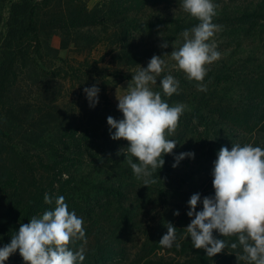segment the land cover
<instances>
[{
    "label": "trees",
    "instance_id": "trees-1",
    "mask_svg": "<svg viewBox=\"0 0 264 264\" xmlns=\"http://www.w3.org/2000/svg\"><path fill=\"white\" fill-rule=\"evenodd\" d=\"M177 1L181 3L180 0H132L131 3L140 10L148 5L156 7ZM213 3L217 7L212 22L220 26V30L214 34L209 43L216 44L220 58L217 60L218 65L212 69L214 83L206 86L207 91L201 96L202 104L197 107L199 112L202 111L195 117L199 124L192 126L193 131H198L200 128L202 130L200 134L207 143L209 166L212 161L211 155L218 154L221 147L231 150L232 145L243 146L251 143L264 149V31H262L264 29H258L264 27V0H213ZM92 13L95 14L96 11L87 10L81 0H0V26L4 27V33H0V116L2 111H6L8 100L19 86V68L25 66L32 56L41 60L42 32L87 29V26L92 24L89 21L95 20L93 19L95 15ZM185 14H180L175 21L169 22L168 34L165 35L167 43L172 39L173 45L177 48L184 42L181 33L186 29L191 30L200 23L190 14ZM232 48L241 51L242 54H237L233 58L235 51H232ZM57 59L61 60L60 57ZM185 86L179 83L178 93L168 96L169 101L181 103ZM187 88L191 86L187 85ZM2 125L0 122V157L11 155L13 160L8 177L0 178V202L5 198L9 206H13L7 214L12 218L11 227L14 230L12 236L18 232L22 223L27 224L32 217H41L45 211L54 210L55 198L59 196L65 198L69 211L88 214L87 210H91L87 220L90 223L95 217L105 216L108 213L110 215L106 216L107 222H112L114 216L116 219L125 217L130 222H134L140 203H148L157 196L155 183L143 186L142 180L132 178L135 176L130 167L124 168V173L129 176L123 175L125 178H119L116 182L93 180L87 171L79 170L78 166L74 169L76 165L83 166L87 161L82 157L83 153L88 155L87 152L93 149L91 157L100 154L99 140H96V136L87 138L86 130L81 133L77 128H70L72 130L67 139L65 136H59L55 139L48 137L40 143L36 140L28 146L22 144L21 151L18 152L16 146L9 142L10 133L5 131ZM194 133L199 135L197 132ZM180 134L179 130L176 138L173 139L177 141L173 152L164 155L163 167L153 174L156 183H162L164 179L170 178L173 170L172 162L182 151ZM6 135L9 140L5 138L6 141L2 143ZM97 137L101 138L98 135ZM68 143L72 145L76 154L72 160L65 153L66 150H70ZM95 149L97 153L94 154ZM78 153L81 156L78 157ZM121 158H125L123 153ZM97 161L104 163L100 155ZM17 167L20 170L22 167L24 171V192L20 193H18L20 180L16 174ZM178 178H180L178 175L175 179L171 178L172 184H178ZM212 180L213 177L204 187L199 189L194 186L193 190L185 193L183 205L178 210L171 209L167 219L158 225L156 237L160 241L167 233V223H171L176 227L177 239L173 244L174 252L178 254L182 250L186 253L188 251L186 264H247L246 261L236 259L237 253L243 254L242 247L237 249L230 247L231 243H238L236 236L222 237L214 231L213 235L218 239H224L229 246L213 257L207 256L203 249H195L190 237L181 238L185 236L184 228L192 219L187 215L190 210L188 205L190 197L196 193L200 194L201 201L196 210L201 211L203 198L214 197ZM45 193L53 198L52 204H45ZM92 193L105 198L111 196L116 198L112 201L108 199L102 204L92 197ZM177 211L179 215H174ZM87 221L85 220L84 224ZM90 223L84 228L87 233L85 235L87 243L77 241L70 245V248L79 249L83 244L87 260L93 261V264L95 262L109 264L115 248L106 245L102 248L99 242L104 240L96 238L94 249H97L91 251V243L99 231L93 225L91 228ZM92 229L96 231L90 232ZM12 236L8 237L6 233H1L0 248L10 244ZM175 243L180 244L179 249L175 247ZM5 264H25V261L17 250L5 261ZM154 264H173V262L159 258Z\"/></svg>",
    "mask_w": 264,
    "mask_h": 264
},
{
    "label": "rangeland",
    "instance_id": "rangeland-1",
    "mask_svg": "<svg viewBox=\"0 0 264 264\" xmlns=\"http://www.w3.org/2000/svg\"><path fill=\"white\" fill-rule=\"evenodd\" d=\"M81 1L87 10L96 11L95 14L92 13L95 15L93 18L95 20L89 21L92 24L87 26V29L42 32L41 60L32 56L25 66L19 68V86L12 98L8 100L6 111H2L0 122L5 131L10 133L8 136L11 141L9 142L16 146L18 152L21 151L22 144L28 146L36 140L40 143L48 137L55 139L59 136H65L67 139L72 130L70 128H77L81 133L86 130L87 138L96 136V140H99L98 153L100 151L99 155L104 159V163L97 161L99 155L91 157L93 154L91 149L87 152L88 155L83 153L82 157L87 159L83 166L78 164L74 169L78 166L79 170L87 171L93 180L116 182L119 178H125L123 175L129 176L124 173V168L130 167L126 157L121 158L122 149L128 147L127 141L113 140L107 124L109 116L117 121L123 119V114L118 109L116 93L117 96L124 95L132 75L140 66L146 68L154 55L162 57L167 67L161 76L157 77V83L150 87L153 91L160 92L162 100L170 106L186 105L184 113L180 116L179 126L168 138L175 139L180 130L181 153H193L194 156H185L176 167H173L170 178L164 179L162 183L154 184L157 188L156 198L148 203H140L134 222H130L125 217L116 219L115 216L112 222H107L106 216L110 215L108 213L105 216L95 217L90 223L87 220L91 210H87L88 214L75 213L83 221L90 223L91 228L92 225L98 228L99 234L93 238L91 251L97 249H94L96 238L104 240L99 242L102 248L106 246L115 248L114 256L109 264H154L159 258L165 261L171 260L173 264H186L188 251L186 253L182 250L175 254L174 246L162 247L155 232L159 228L158 225L167 219L170 211L178 210L183 205L185 193L193 190L194 186L200 189L209 183L213 177L212 161L217 159V154L211 155L212 161L209 166L207 143L200 134L202 130L201 128L198 131L192 130L193 125L199 124L195 117L202 112H199L197 107L201 106V96L205 91L198 90V82L187 79L186 74L175 67L176 62L170 58V53L178 49L173 45L174 40H168L167 48L161 47L166 41L165 35L168 34L169 22L175 21L180 14L186 15L181 7L182 0L180 4L177 1L156 7L148 5L140 10L134 7L132 0ZM3 29L1 25L0 33L2 34ZM258 29H264V27H258ZM231 50L235 51L233 58L237 54H242L235 48ZM217 65V60L206 65L207 75L202 82L204 85L214 83L212 69ZM168 74L182 85H186L181 103L169 101V97L162 91L159 80ZM187 85L191 88H187ZM93 86L99 88L98 103L94 107L90 106L84 92L85 88ZM114 131V129L111 130V132ZM97 135L101 138L99 139ZM6 136L3 137L2 143L9 140ZM68 145L70 150H66L65 153L72 160L76 154L72 145L70 143ZM32 153L35 152L32 151ZM95 153H97L96 149ZM79 156H81L80 153H78ZM12 160L11 155L0 157V178L8 177ZM133 162H136L135 158ZM172 163H176V159ZM16 170L20 180L18 186V193H20L25 186L24 171L22 167L21 170L19 167ZM177 175L180 177L178 184H172L171 178L175 179ZM132 178L137 180L136 177ZM92 197L102 204H105L108 199L112 201L116 198L113 196L105 198L94 193ZM10 208L13 206H9L7 199L4 198L3 202H0V234L6 233L8 237L14 233L11 227L12 218L7 216ZM87 223L83 225L84 228L87 227ZM84 255L83 264H93V261L87 260L86 253ZM95 264L100 263L95 262Z\"/></svg>",
    "mask_w": 264,
    "mask_h": 264
},
{
    "label": "clouds",
    "instance_id": "clouds-1",
    "mask_svg": "<svg viewBox=\"0 0 264 264\" xmlns=\"http://www.w3.org/2000/svg\"><path fill=\"white\" fill-rule=\"evenodd\" d=\"M181 7L200 23L181 33L184 42L170 53V58L187 79L198 82V90L206 91L202 83L207 75L206 65L220 58L216 44L209 43L220 30V26L212 22L217 6L213 0H182ZM161 47L167 48V42ZM166 67V61L156 55L146 68L140 66L132 75L126 93L122 96L116 93L123 119L107 118L111 138L127 141L123 155L143 186L156 183L153 174L163 167L164 155L171 154L176 147L177 141L168 137L175 133L186 108L183 104L170 106L162 100L160 92L150 87L157 83V77ZM159 84L166 96L178 93L179 81L171 74L163 76ZM84 92L90 106L94 107L98 103L99 88H85ZM112 129L115 131L111 132ZM185 156L194 154L181 153L173 167ZM212 176L214 197L203 198L201 211L196 210L200 194L190 197L187 215L192 219L181 238L190 237L195 249H203L207 256L213 257L229 246L224 239L216 238L214 231L222 237L236 236L238 243L233 242L230 247L243 250V254L237 253L236 259L247 264H264V149L251 143L232 145L231 150L221 147ZM44 202L52 204L53 198L45 193ZM83 224L82 218L69 211L65 198L56 197L54 210L32 217L27 224L22 223L10 244L0 248V264H5L17 250L25 264H83V244L75 251L70 248L77 241L87 243ZM176 239V227L167 223V233L159 244L171 248ZM175 247L179 249L180 244L175 243Z\"/></svg>",
    "mask_w": 264,
    "mask_h": 264
}]
</instances>
